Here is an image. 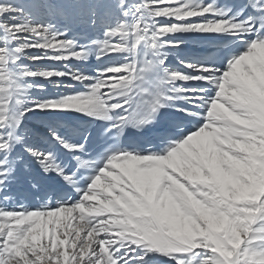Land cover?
<instances>
[{"label": "snow or ice", "instance_id": "6c2138e0", "mask_svg": "<svg viewBox=\"0 0 264 264\" xmlns=\"http://www.w3.org/2000/svg\"><path fill=\"white\" fill-rule=\"evenodd\" d=\"M250 6L258 16L237 21L203 0H0V264H264V0ZM201 17L211 19L185 23ZM74 27L102 30V38L80 45L68 38ZM177 33L231 34L246 38V50L223 70L181 61L182 73L167 68L161 52L179 46L164 39ZM142 48L150 57H141ZM33 50L43 55L30 56ZM90 55L126 62L95 77L21 64ZM153 70L163 78L148 93L141 85ZM64 76L86 91L32 96L44 88L31 81L60 88L51 78ZM166 108L204 122L179 138L160 136L159 153L113 145L102 166L88 133L73 132L78 138L69 141L59 126L27 123L70 110L108 123L103 135L122 136L127 127L155 124ZM21 176L42 194L39 207L14 203L9 190ZM57 178L78 193L76 202L53 203L55 192L43 199L42 180Z\"/></svg>", "mask_w": 264, "mask_h": 264}, {"label": "bare ground", "instance_id": "6f19581e", "mask_svg": "<svg viewBox=\"0 0 264 264\" xmlns=\"http://www.w3.org/2000/svg\"><path fill=\"white\" fill-rule=\"evenodd\" d=\"M134 2L139 3V0H134ZM204 4H206L203 1ZM211 19V17H201L196 18L192 21H186L188 22H202L204 20ZM175 21H161V23H174ZM88 35L91 39L94 38H102V30L92 31L87 30L85 31L80 28H73L72 31L68 32V38H72L74 34L81 33ZM234 37L231 34H221V35H215V34H201V33H177V34H170L169 36L164 37L166 41H172L174 44L178 43V47H170L161 49V52H167V58L165 60V66L167 68L179 70L178 68H183L181 61L184 63H194L192 61V58L196 57L198 55V50L203 47L206 43L212 42V41H224L227 38ZM30 56H42L43 54L33 50L29 53ZM93 56H89L87 61L84 62H78L76 60H69L66 63L65 62H57L51 59H45L40 58L37 59L34 63L30 62L27 59H24L21 61V64L27 66L33 71H56V72H74V71H80L85 75H88L90 77H95L98 70H94L92 68L91 60H93ZM104 58L110 59L114 65H122L126 62L124 55H114V56H105ZM186 69V68H184ZM188 72V69H186ZM51 81L57 84H60V88L53 87V83H50L48 80H36L31 81L36 84H41L44 88V92H38L34 91L32 93V96L34 98H42V99H59L63 98L64 96L68 95H76L82 93V90H86L84 86L69 80L67 76L57 78L52 77ZM90 86V82H86ZM71 85V87H64L63 85ZM185 87H189L188 85H185ZM117 102L122 103L123 98H120L117 100ZM111 103V101H110ZM182 102H177V106ZM177 116H179L182 119L190 120L194 123V130H196L202 123L204 122L203 119L199 120H192L191 117H186L183 112L175 111L173 108H170ZM203 114V113H202ZM29 116H32L31 113L28 114ZM92 120L89 117H86L84 115L75 113L73 111L67 110V111H55V112H44L39 113L36 116H32V119L28 120V126L29 127H43L47 128L49 125L51 126H59L61 127L62 122L71 123L74 126H80L81 122H88ZM34 144H36L38 147H44L40 144L39 141H33ZM85 176L89 175L90 173H84ZM24 184L28 187V183L24 179L23 176L20 177ZM49 188L56 189V187L60 186L62 188L72 189L67 184H64L63 181H60L58 178L56 180H49L44 179L42 180ZM86 187V186H84ZM73 190V189H72ZM76 202V201H73ZM63 216V214H61ZM155 260H152L151 264H160L161 260L158 258H154ZM161 264H164L162 261Z\"/></svg>", "mask_w": 264, "mask_h": 264}, {"label": "rangeland", "instance_id": "374dc122", "mask_svg": "<svg viewBox=\"0 0 264 264\" xmlns=\"http://www.w3.org/2000/svg\"><path fill=\"white\" fill-rule=\"evenodd\" d=\"M84 91H86V90H82V92H84ZM42 146H43V145H42ZM153 260H155V259H153ZM161 263H162V260H161ZM161 263H160V264H161Z\"/></svg>", "mask_w": 264, "mask_h": 264}]
</instances>
